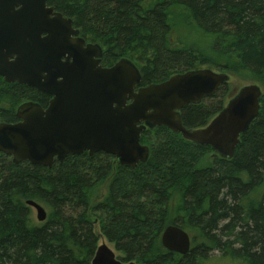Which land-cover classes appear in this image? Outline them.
Listing matches in <instances>:
<instances>
[{
    "label": "trees",
    "instance_id": "16d2710c",
    "mask_svg": "<svg viewBox=\"0 0 264 264\" xmlns=\"http://www.w3.org/2000/svg\"><path fill=\"white\" fill-rule=\"evenodd\" d=\"M101 64L127 59L140 87L208 67L254 81L260 110L231 159L165 127L146 129L150 155L136 169L111 155H70L50 168L13 165L0 153V264H91L100 236L123 262L264 264V0H47ZM227 85L180 111L187 129L205 127L225 106ZM47 96L0 78V123ZM31 200L46 211L34 221ZM169 225L186 231L191 249L168 252ZM216 254V257L212 256Z\"/></svg>",
    "mask_w": 264,
    "mask_h": 264
},
{
    "label": "water",
    "instance_id": "95a60500",
    "mask_svg": "<svg viewBox=\"0 0 264 264\" xmlns=\"http://www.w3.org/2000/svg\"><path fill=\"white\" fill-rule=\"evenodd\" d=\"M101 56V47L85 45L71 20L47 0H0V78L52 97L47 109L23 103L15 113L17 123H0V153L11 157L13 165L50 168L69 155L103 152L119 167L134 170L150 155L140 144L141 134L160 127L231 159L240 135L258 116L262 88L247 84L205 127L187 129L180 111L214 96L228 84L229 74L199 68L140 87L135 64L121 59L105 68ZM25 204L36 211L37 222L46 220L41 205ZM190 241L175 225L165 227L160 237L164 249L181 256L190 251ZM91 264L136 263L121 261L101 244Z\"/></svg>",
    "mask_w": 264,
    "mask_h": 264
},
{
    "label": "rangeland",
    "instance_id": "374dc122",
    "mask_svg": "<svg viewBox=\"0 0 264 264\" xmlns=\"http://www.w3.org/2000/svg\"><path fill=\"white\" fill-rule=\"evenodd\" d=\"M204 68H208V67H204ZM247 84H256V85H258V83H255L254 81H251V80H247L246 78H238L236 76L230 75V80H229V82L227 84V90H226L227 91V95H225L224 105L227 103V101L229 100V98L232 95H234L242 86L247 85ZM31 213H32V218L34 219V221H36V211L31 208ZM101 244H106L114 252V254L116 256H119L115 252L112 244H109L103 237L100 239L98 246L101 245ZM212 256L216 257V254H213ZM218 264H227V263H218Z\"/></svg>",
    "mask_w": 264,
    "mask_h": 264
},
{
    "label": "flooded vegetation",
    "instance_id": "af4514ba",
    "mask_svg": "<svg viewBox=\"0 0 264 264\" xmlns=\"http://www.w3.org/2000/svg\"><path fill=\"white\" fill-rule=\"evenodd\" d=\"M79 37H80V36H79ZM80 38H81V37H80ZM84 42H85V41H84ZM86 44H88V43L85 42V45H86ZM101 49H102V48H101ZM101 57H102V56H101ZM100 65L102 66V64H101V59H100ZM113 65H114V64H113ZM113 65H112V66H113ZM102 67H104V66H102ZM110 67H111V66H110ZM105 68H109V67H105ZM1 79H2V78H1ZM2 80H3V79H2ZM41 94L47 96V100H45V101L41 104V106L39 105L42 109L45 110V109H47V107H48V105H49V102H50V100H51L52 97L49 96V95H47V94H44V93H41ZM26 103H27V102H26ZM20 105H21V104H20ZM20 105H19V106H20ZM19 106H18V107H19ZM18 107H17V108H18ZM17 108H16V110H17ZM16 110H15V113H16ZM17 122H18V120H17ZM17 122H15V123H17ZM85 153L87 154V152H85ZM99 153H103V152H99ZM97 154H98V153H97ZM104 154H105V153H104ZM87 155H88V154H87ZM94 155H95V154H94ZM94 155H93V156H94ZM106 155H108V154H106ZM69 156H70V155H69ZM91 157H92V156H91ZM112 157H113V156H112ZM10 158H11V157H10ZM113 158H114V157H113ZM114 159H115V158H114ZM11 161H12V158H11ZM54 162H55V161H54ZM54 162H53V163H54ZM115 162H116V160H115ZM22 163H23V162H22ZM116 164H117V163H116ZM52 165H53V164H52ZM100 237L102 238V236H100ZM101 238H100V239H101ZM190 243H191V242H190Z\"/></svg>",
    "mask_w": 264,
    "mask_h": 264
}]
</instances>
